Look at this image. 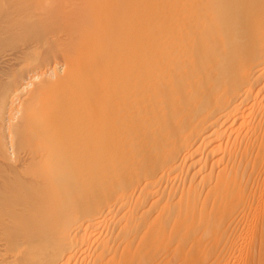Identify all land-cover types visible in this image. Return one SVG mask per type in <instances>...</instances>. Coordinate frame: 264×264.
Wrapping results in <instances>:
<instances>
[{
	"label": "bare ground",
	"instance_id": "6f19581e",
	"mask_svg": "<svg viewBox=\"0 0 264 264\" xmlns=\"http://www.w3.org/2000/svg\"><path fill=\"white\" fill-rule=\"evenodd\" d=\"M0 264H264V0H0Z\"/></svg>",
	"mask_w": 264,
	"mask_h": 264
}]
</instances>
